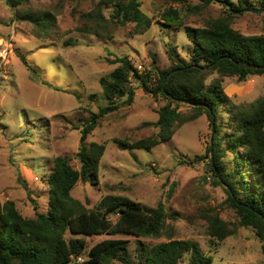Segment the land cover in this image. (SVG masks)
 Listing matches in <instances>:
<instances>
[{
    "label": "rangeland",
    "instance_id": "1",
    "mask_svg": "<svg viewBox=\"0 0 264 264\" xmlns=\"http://www.w3.org/2000/svg\"><path fill=\"white\" fill-rule=\"evenodd\" d=\"M140 1L141 10L151 18L143 31L133 22H116L108 0H29L19 7L21 13H51L47 16L51 22L44 29L32 21L16 19L15 10L0 0V202L14 201L22 216L34 218L47 213L48 176L56 157L66 155L71 165L80 168L76 154L81 128L108 104L100 80L119 65L113 62L116 57L127 56L139 73L150 74L154 89L159 70L195 59V43L186 27L206 26L210 19L227 16L230 8L211 2L194 12L190 6H201V0ZM250 1L259 5L257 0ZM168 7H176L183 15L185 26L181 29L167 27L161 19ZM230 20L243 35L264 34V12H235ZM216 78L222 80L230 99L219 109V137L224 138L233 131L231 118L238 112L235 107L247 108L264 97V73L241 81L238 75L222 76L217 70H209L205 83ZM129 82L135 88L133 102L119 100L122 106L101 117L87 138L88 143L106 146L99 180L94 184L79 180L73 197L88 209L99 207L108 195L127 197L145 207L164 204L167 217L159 236H114L128 240L126 254L134 261L139 258L140 243L151 246L172 238L198 242L213 264H263L264 240L254 227L241 225L230 204L228 186L218 182L210 169L207 149L212 125L206 113L186 121L194 109L180 105L181 117L171 140L151 150L120 149L117 138L133 142L157 133L154 125L144 124L155 123L159 109L167 103L162 95L145 91L135 75H130ZM225 145L223 141L222 147ZM198 157L199 161L192 162ZM234 157L224 152L221 163L227 173L237 166ZM241 169L247 181L256 179L247 162ZM214 215L226 221L230 230L223 240L208 233ZM108 218L117 220L113 215ZM71 236L66 233V238ZM77 236L87 241L85 252L79 256L81 261L94 244L110 237ZM74 261L72 258L67 264ZM112 264L123 263L115 260ZM178 264H191L190 254Z\"/></svg>",
    "mask_w": 264,
    "mask_h": 264
},
{
    "label": "trees",
    "instance_id": "2",
    "mask_svg": "<svg viewBox=\"0 0 264 264\" xmlns=\"http://www.w3.org/2000/svg\"><path fill=\"white\" fill-rule=\"evenodd\" d=\"M28 1L6 0V3L15 10L16 19L29 20L40 28H48L51 13L36 15L20 12L19 7ZM108 1L113 6L111 17L116 22H133L139 31L145 30L150 24L151 18L141 10L140 0ZM201 1V6H190V10L199 12L202 6L219 2L230 7L227 16L210 19L203 27H186L187 35L195 43V59L191 62L183 60L168 69L159 70L158 83L154 89L150 87L151 75L139 73L127 56H117L113 60L119 65L100 80L108 104L102 106L98 113L92 114L81 128L80 145L76 154L80 168L71 165L70 158L66 155L54 160L53 169L48 176L50 197L47 213L26 218L19 212L14 201L0 202V264H67L72 258L75 259L74 264H112L115 260L123 264H178L188 253L191 264H213L212 257L203 252L199 243L189 239L170 238L151 246L140 243L139 258L134 261L127 256L128 240L114 236H159L167 217L162 202L156 207H145L141 202L127 197L108 195L102 199L99 207L88 209L72 195L79 180L93 184L99 180V164L106 146L97 142L88 143L87 138L101 117L117 110L122 102H133L135 88L129 82L131 74L140 80L145 91L152 92L155 96L162 95L167 103L159 109V118L155 123L144 124L154 125L158 128L157 133L133 142L117 138L115 142L120 149L151 150L171 140L175 124L181 117L180 105H188L194 109V113L186 121L195 120L206 113L212 122L213 114L216 132L213 148L210 141L207 149L210 169L218 182L228 186L230 204L241 225L254 227L264 240V97L247 108L235 107L238 112L235 113V118H231L234 123L233 131L220 138L219 109L222 104L229 103L230 99L223 89L221 79L205 83L209 70H217L222 76L238 75L241 81L249 75L264 73V34L243 35L230 22L236 11L239 14L248 9L264 12V0L255 1L259 5L250 0H238V3L233 0ZM182 16L176 7L165 8L161 13V19L167 27L178 29L185 26ZM22 58L24 64L33 69L27 59ZM223 141L225 147H222ZM239 150H242L241 154ZM224 152L235 155L237 166L231 173H227L221 163ZM200 159L195 158L192 162ZM245 162L253 168L256 179L252 182L243 176L241 168ZM230 177L238 179L233 181ZM110 215L116 216L117 220L111 221L108 218ZM227 226V222L219 215H214L210 219L208 233L213 238L223 240L230 234ZM67 232L74 236L66 238ZM102 234L110 237L94 244L87 257L83 261H77V257L87 247L85 238L77 235Z\"/></svg>",
    "mask_w": 264,
    "mask_h": 264
},
{
    "label": "water",
    "instance_id": "3",
    "mask_svg": "<svg viewBox=\"0 0 264 264\" xmlns=\"http://www.w3.org/2000/svg\"><path fill=\"white\" fill-rule=\"evenodd\" d=\"M248 10L256 11V9H248ZM236 12H238V11H236ZM211 125H212V135H211V140L210 141H211L212 148H213L214 135H215V132H216V120H215V116L213 114H212Z\"/></svg>",
    "mask_w": 264,
    "mask_h": 264
},
{
    "label": "built area",
    "instance_id": "4",
    "mask_svg": "<svg viewBox=\"0 0 264 264\" xmlns=\"http://www.w3.org/2000/svg\"><path fill=\"white\" fill-rule=\"evenodd\" d=\"M140 67H141V66H140ZM78 260H80V261H81V260H82V258H81V257H78Z\"/></svg>",
    "mask_w": 264,
    "mask_h": 264
}]
</instances>
